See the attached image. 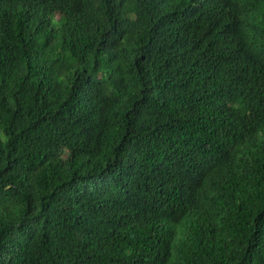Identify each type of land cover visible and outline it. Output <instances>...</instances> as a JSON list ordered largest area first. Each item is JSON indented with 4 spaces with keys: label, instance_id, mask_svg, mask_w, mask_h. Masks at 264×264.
I'll return each instance as SVG.
<instances>
[{
    "label": "trees",
    "instance_id": "16d2710c",
    "mask_svg": "<svg viewBox=\"0 0 264 264\" xmlns=\"http://www.w3.org/2000/svg\"><path fill=\"white\" fill-rule=\"evenodd\" d=\"M0 264H264V0H0Z\"/></svg>",
    "mask_w": 264,
    "mask_h": 264
}]
</instances>
